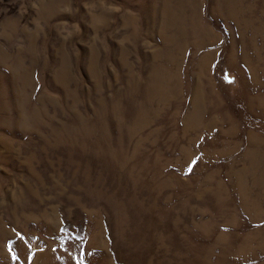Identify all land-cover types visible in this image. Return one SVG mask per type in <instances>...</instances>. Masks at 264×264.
<instances>
[{
	"label": "rangeland",
	"instance_id": "374dc122",
	"mask_svg": "<svg viewBox=\"0 0 264 264\" xmlns=\"http://www.w3.org/2000/svg\"><path fill=\"white\" fill-rule=\"evenodd\" d=\"M0 264H264V0H0Z\"/></svg>",
	"mask_w": 264,
	"mask_h": 264
},
{
	"label": "bare ground",
	"instance_id": "6f19581e",
	"mask_svg": "<svg viewBox=\"0 0 264 264\" xmlns=\"http://www.w3.org/2000/svg\"><path fill=\"white\" fill-rule=\"evenodd\" d=\"M170 7V6H169ZM170 9V8H169Z\"/></svg>",
	"mask_w": 264,
	"mask_h": 264
}]
</instances>
